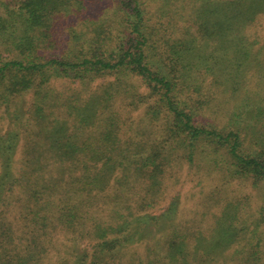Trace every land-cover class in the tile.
<instances>
[{
  "label": "trees",
  "instance_id": "1",
  "mask_svg": "<svg viewBox=\"0 0 264 264\" xmlns=\"http://www.w3.org/2000/svg\"><path fill=\"white\" fill-rule=\"evenodd\" d=\"M2 7L0 102L30 97L19 165L0 145V264H264V0ZM183 162L241 185L207 227L177 197L145 211Z\"/></svg>",
  "mask_w": 264,
  "mask_h": 264
},
{
  "label": "rangeland",
  "instance_id": "2",
  "mask_svg": "<svg viewBox=\"0 0 264 264\" xmlns=\"http://www.w3.org/2000/svg\"><path fill=\"white\" fill-rule=\"evenodd\" d=\"M6 0H0V13L3 9L2 4ZM67 34L64 30H61L56 35V41L59 44L66 46ZM59 49V47H58ZM54 52V50H51ZM14 52L7 48L5 45L0 44V56L10 57ZM102 79L97 78L93 83L100 82ZM66 82H58L55 83V87L57 91L63 90L61 86H63ZM57 84V85H56ZM29 94H25L23 97H17L16 102L11 104V106H7L6 104H2L0 102V145H3L4 141L7 138L8 134L16 133L17 137L13 144V151H14V159L16 161V165H19L17 161L22 157V153L24 152L26 145H25V138H24V127L21 126L23 122H25L26 117V107L29 105ZM26 108V109H25ZM24 110V111H23ZM23 111V114H22ZM133 114L136 111L132 112ZM24 120V121H23ZM22 121V122H21ZM184 168L181 169L178 173V177H170L165 178L163 181V189L160 194V199L158 203H154L153 208L145 209V211L149 214H158L163 211L169 204V201L172 198L177 197L176 202V214H181L182 209H187L192 217L195 218V224L190 225L191 222L189 221L188 229H195L197 227H207L209 225V203H211L208 194L210 191L214 189H224L225 191L229 192L232 188H237L241 186L239 184L238 179H230L229 181H224L220 179V177L216 174L213 176L208 171H204L205 173L202 174L194 171L193 165L195 164H186L183 162ZM193 169V170H192ZM205 174V175H204ZM246 190L253 191L256 187L248 184L244 187ZM16 190H19L18 188ZM16 192V191H14ZM15 194V193H14ZM232 194V192H231ZM101 198H104L106 201L105 204H102L104 208L107 209V206L110 205L111 196L106 194L100 193ZM138 196H143L142 193L138 194ZM171 206V205H170ZM105 213V211L103 212ZM147 232V231H146ZM145 232V234H146ZM154 234V232H153ZM58 237L59 242H64L61 233L55 234V237ZM149 236V234H148ZM82 248V244L78 245V249ZM134 248V247H133ZM131 248V249H133ZM82 252V249L80 250ZM66 254L69 253V250H65ZM52 253V252H51Z\"/></svg>",
  "mask_w": 264,
  "mask_h": 264
}]
</instances>
